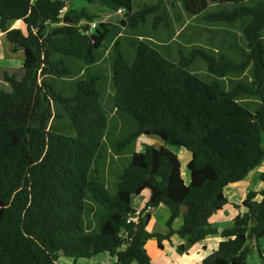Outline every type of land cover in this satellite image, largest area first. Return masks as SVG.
<instances>
[{"label": "trees", "instance_id": "trees-1", "mask_svg": "<svg viewBox=\"0 0 264 264\" xmlns=\"http://www.w3.org/2000/svg\"><path fill=\"white\" fill-rule=\"evenodd\" d=\"M71 1L0 0V30L25 56L22 79L8 77L10 90H0V264L100 254L152 264L148 242L164 250L175 234L192 245L222 237L197 264H248L253 244L261 255L264 191H250L247 212L222 232L210 218L228 204L225 189L264 162V0H177L203 26L193 35L209 40L179 55L170 43L186 28L177 32L167 3L136 11L135 0H112L129 33L107 53L112 24ZM11 21L27 32L9 29ZM161 27H172L170 43H155ZM200 63L208 80L192 69ZM142 136L191 151L189 183L178 154L146 145L111 192L109 152L120 156ZM146 189L138 213L133 199ZM161 206L170 211L167 235L148 230Z\"/></svg>", "mask_w": 264, "mask_h": 264}, {"label": "rangeland", "instance_id": "rangeland-1", "mask_svg": "<svg viewBox=\"0 0 264 264\" xmlns=\"http://www.w3.org/2000/svg\"><path fill=\"white\" fill-rule=\"evenodd\" d=\"M161 1L168 4V8L170 9L171 15L175 18V20H177V22H176L177 32L182 33V31H184L185 28H186V30H185V32H183L182 37L177 38L176 41H178L180 43L178 45L174 42L170 43L168 41V40H170L169 36L172 34L171 33L172 27H171L170 31L168 29H166L165 27H161L162 29L160 30V32L162 31V33H161L162 37H160L158 39V41H155V43L158 44L159 42H162V43L169 42L170 43L169 50L172 53H177V55H179L180 49L185 54H187V52L189 53V51L191 50V47L194 45L193 42H196L197 44L203 45V44H206V41H209L206 38L207 32H201L200 35H193V32H192L193 30H196L199 27L203 28V26L200 25L201 23L198 20L190 22L189 18H191V16L189 14H186L183 11V8L181 7L180 3L177 0H135V10L137 11L138 8L141 7L143 4L155 5V4L160 3ZM89 2H90L89 0H74L73 4H74V6H76V8H83V7L86 8L89 6L88 5ZM103 2L106 4V5L104 4V6H107L109 8L108 10L113 12V9H111L109 7V5L115 6L114 3H112L110 0H103ZM100 3H101V1H100ZM171 3H174L175 7H173V4H171ZM101 4H103V3H101ZM97 5H100L99 2H97ZM88 8H90V7H88ZM107 13H109V12H107ZM109 14H111V13H109ZM114 18L118 19V17H114ZM114 23H116V21H114ZM120 32H122V35L125 34V28H123V26L120 23L117 25H114L113 29L111 28L110 35L107 37V40H105L106 42L103 44V48L105 45L109 46V43L115 37H117L118 36L117 34H119ZM127 33H129V31H126V34L124 36H126ZM123 40H124L123 41V46H124L128 40L126 38H123ZM2 45L4 48L7 47L5 43H2ZM125 57L127 60L130 59L128 53H125ZM102 68L109 70V67H106V66H104ZM20 69H21L20 64H19V67H15V69L13 71H8V70L5 71L6 69L0 68V75H1V77H4L5 74H7V76H13L12 78H15L17 80H21L23 73ZM192 69L195 70L194 72L196 74H198L200 77H202L205 80H208L209 74L207 73L205 66L203 64H201V63L197 64L196 66L192 67ZM5 84H7L8 86L0 85V90L9 91L10 90L9 83L7 82ZM65 123H66L65 120H59L58 121V125H60V126H62V124H65ZM146 145H153L156 148H160V147L166 145L168 148H170L172 151H174L176 154H178L180 161H181L183 178L186 181V183H189L190 173L188 171V164L192 158L191 151H189L186 148H177L174 146L167 145V143L162 138H159L158 136H142L120 156H115L113 153L109 152L107 186L111 192L115 191L116 184L118 182V176L122 172V170L130 163L133 154L135 152H144ZM256 184H257V182H254V185H256ZM149 194H151L150 190L146 189L141 194V196H139L140 200L142 201V199H145L147 196H149ZM137 198H138V196L134 197V199H133V207L136 210H139L140 205H141V201L138 200ZM152 214L156 218V224H155V227L153 226L154 224L150 227V232L152 231L153 233L167 235L170 231V228L167 225V222L170 218L169 209L166 207L165 208L159 207L158 209L153 211ZM182 224H183V217L181 216L174 223L173 227H174V229H178L182 226ZM179 240L185 241L184 239L180 238L177 234H175L171 237L170 241L169 240L164 241L165 250H163V251L160 250L159 247L152 248V246H151L149 251L153 255L152 264H177V262H179V260H180V258H179L180 257V255H179L180 251L177 249V246L179 244ZM154 241L157 242V240H154ZM157 244H158V242H157ZM252 248H253L252 253L248 257V264H262L263 261L261 259L260 254H259L258 248L254 244H253ZM157 252H158V254H157ZM166 255H169L168 260L165 257ZM193 257H196V256L194 255ZM194 261H196V258H194L193 262ZM189 262L192 263L191 260H189ZM113 263H114V260L110 257V255L100 254V255L95 256L91 259H87V258L74 259V258H70V257H66L64 255H61L55 264H113ZM133 264H138V263L135 262ZM195 264H197V263H195Z\"/></svg>", "mask_w": 264, "mask_h": 264}, {"label": "crops", "instance_id": "crops-1", "mask_svg": "<svg viewBox=\"0 0 264 264\" xmlns=\"http://www.w3.org/2000/svg\"><path fill=\"white\" fill-rule=\"evenodd\" d=\"M100 1L103 4H101ZM100 1L99 0H92V2H89V4H88L89 5L88 7H90V8L92 7V8L91 9L88 7H86V8H88L91 11H94L98 15H100L101 20H102V21L100 20L101 22H109L113 26L117 25L119 23L122 25V20H123V17H124V14L126 11L121 6H119L118 4H116L115 2L110 0L115 5V6L109 5V7L111 9H113V12H111L108 10L109 8L107 6H104L105 3L103 2V0H100ZM97 2H99L100 5H97ZM73 3H74V0H72L70 2V8H75L77 10L84 8V7L83 8H76V6H74ZM134 9H135V6H134ZM65 11H67V9ZM107 12H109L111 14H109ZM114 17H118V19H115ZM114 21H116V23H114ZM96 23H98V21H96ZM113 26L111 27L112 29H113ZM8 28L9 29H14V28L21 29L25 33L27 32V26L23 21H11L8 24ZM123 28H125V27L123 26ZM109 35H110V33L108 34V36ZM117 35H118L117 37H120L122 35V32H120ZM107 37L105 40H107ZM117 37H115L109 43V46L105 45L104 48L102 46V49L108 53L110 51V49L112 48L114 42L117 40ZM2 43H5L7 47L4 48ZM24 59H25L24 52L19 51L17 53H14L13 52V44H11L8 41L6 33H2L0 30V68L6 69L5 71H7V70L13 71L15 69V67H19V64H20V67H21L20 70L23 73L22 68L24 65ZM8 77H13V76H7V74H5L4 77H1V75H0V85L8 86L7 84H5L8 82L7 81ZM263 174H264V162L262 163V165L259 168L250 172V174L246 177V179L244 181H242L240 183H236V184H231L225 189V195L229 200L228 204H226L223 207V209H221L220 211H218L217 213L212 215L210 218V222L212 224H214L219 229L220 232H222L226 228H229L232 225L233 220L235 219L236 216H238L239 214H244L247 212V209L244 206H242V203L244 202V200L246 199V197L250 191H254L257 193L264 191V181L261 180V176ZM254 182H257V184L254 185ZM150 196H151V194H149V196H147L145 199H142V201L140 200V198L138 196L137 199L141 201L140 208H139V210H137L138 213L146 206V204L148 203V201L150 199ZM258 200H261L260 195L258 196ZM163 207L164 206H161L160 208H163ZM155 224H156V218L152 214V220L150 221V224L148 226V230L150 231V227L152 225L155 227ZM221 241H223V239L220 235L210 236L206 240H204V241H202L196 245L189 244L187 240H185V241L179 240V244L177 246V249L180 251L179 252L180 253L179 254L180 260H179V262H177V264L200 263L204 258H206L210 254H212L213 251L218 249V246H219ZM260 245H261V255L260 256L263 257L261 259L263 261L262 264H264V236L260 240ZM151 246H152V248H156V247H158V244L154 240L149 241L147 244V251H148V253L151 256L152 261H153V255L149 251ZM180 246H184V250H181ZM160 250H162V249H160ZM164 250H165V248H164ZM157 254H158V252H157ZM194 255L196 257H193ZM165 257L168 260L169 255H166ZM194 258H196V261L193 262ZM189 260H191L192 263H190Z\"/></svg>", "mask_w": 264, "mask_h": 264}, {"label": "built area", "instance_id": "built-area-1", "mask_svg": "<svg viewBox=\"0 0 264 264\" xmlns=\"http://www.w3.org/2000/svg\"><path fill=\"white\" fill-rule=\"evenodd\" d=\"M96 27H97V23H92L91 24V29L88 31V33L91 34Z\"/></svg>", "mask_w": 264, "mask_h": 264}]
</instances>
